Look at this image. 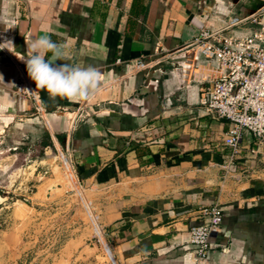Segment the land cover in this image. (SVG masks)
I'll list each match as a JSON object with an SVG mask.
<instances>
[{
	"label": "crops",
	"instance_id": "0c3cea01",
	"mask_svg": "<svg viewBox=\"0 0 264 264\" xmlns=\"http://www.w3.org/2000/svg\"><path fill=\"white\" fill-rule=\"evenodd\" d=\"M263 6L264 0H0V46L12 50L28 77L19 58L27 54L25 36L45 33L69 44L71 60L56 64L93 66L104 77L91 100L53 98L29 77L47 109L39 116L18 93L20 67L0 49V143L21 150L16 143L32 142L29 158L42 163L33 154L41 142H49L41 148L46 154L68 153L73 186L87 195L58 203L67 217L57 233L67 238L53 264H196L189 230L214 204L223 208V222L205 264H264V138L246 133L235 172L222 180L229 126L199 99L223 68L193 44L202 28L221 30ZM253 28L245 25L240 34ZM139 61L152 67L138 68ZM50 186L31 191V209L48 199ZM98 235L104 243L95 251L90 242Z\"/></svg>",
	"mask_w": 264,
	"mask_h": 264
},
{
	"label": "built area",
	"instance_id": "2783aa9c",
	"mask_svg": "<svg viewBox=\"0 0 264 264\" xmlns=\"http://www.w3.org/2000/svg\"><path fill=\"white\" fill-rule=\"evenodd\" d=\"M248 24L255 25V28L249 34L241 35L240 29ZM193 44L200 48L208 61L223 68L221 75L202 89L199 105L229 126L224 145L230 152L221 166L222 180H226L236 170V159L244 135L251 133L264 138V6L257 15L231 18L229 25L221 30L202 28ZM2 50L9 60L20 67L18 93L30 98L34 102L35 112L43 116L47 109L33 81L24 73L15 54L6 48ZM148 66L152 67V64L143 61L137 63L138 68ZM58 152L65 168H68V164L74 176L69 154L62 150ZM223 215V208L219 204L203 207L201 223L190 228L189 243L194 248L196 264L207 262L214 247L211 237L221 230ZM103 243V237L98 235L93 244L100 248Z\"/></svg>",
	"mask_w": 264,
	"mask_h": 264
},
{
	"label": "rangeland",
	"instance_id": "374dc122",
	"mask_svg": "<svg viewBox=\"0 0 264 264\" xmlns=\"http://www.w3.org/2000/svg\"><path fill=\"white\" fill-rule=\"evenodd\" d=\"M16 144L25 148L14 149L16 145L9 147L7 143H0V194L7 196L4 200L0 198V262L3 264H53L57 262L56 253H59L67 238L64 233H57V226L65 224L63 219L67 217L64 211L60 213L57 211L56 208L60 206L58 203L67 198L70 202L71 199L76 198L84 200L87 195L69 183L74 181L73 173L65 168L58 150L46 154L45 150L41 151L39 147L33 151L35 152H32L33 154L40 155V159L44 160L42 163L41 160L35 161L29 158L26 147L32 142ZM15 156L18 158L16 159ZM66 173L69 175V180ZM57 183L62 184L63 188L55 189L48 199L44 196L41 204L36 205L37 211L31 209L35 205L30 198L33 196L30 194L31 191L36 192L38 190L36 186L41 184L44 188L48 184ZM40 194L43 196L42 192ZM54 201L57 204L53 203ZM64 204L67 203L64 202ZM69 212L67 211L68 214ZM24 233L27 237L22 239L21 235ZM95 238L90 244L95 251H99L101 247L96 248L93 244ZM21 246L25 251L19 257Z\"/></svg>",
	"mask_w": 264,
	"mask_h": 264
},
{
	"label": "clouds",
	"instance_id": "9594fccd",
	"mask_svg": "<svg viewBox=\"0 0 264 264\" xmlns=\"http://www.w3.org/2000/svg\"><path fill=\"white\" fill-rule=\"evenodd\" d=\"M25 38L27 54L19 58L26 63L27 73L35 81L37 89L46 90L53 98L71 100L93 98L104 80L99 69L93 66H73L71 63L56 64L57 60H71L67 51L69 44L54 42L47 33L35 38L28 36ZM3 48L6 47L0 46V49Z\"/></svg>",
	"mask_w": 264,
	"mask_h": 264
},
{
	"label": "water",
	"instance_id": "95a60500",
	"mask_svg": "<svg viewBox=\"0 0 264 264\" xmlns=\"http://www.w3.org/2000/svg\"><path fill=\"white\" fill-rule=\"evenodd\" d=\"M63 188V185L62 184H54L52 186H50V188L47 190V197L50 198L51 197V192L55 189H59L61 190Z\"/></svg>",
	"mask_w": 264,
	"mask_h": 264
},
{
	"label": "bare ground",
	"instance_id": "6f19581e",
	"mask_svg": "<svg viewBox=\"0 0 264 264\" xmlns=\"http://www.w3.org/2000/svg\"><path fill=\"white\" fill-rule=\"evenodd\" d=\"M64 161H65V163L67 164L66 160H64ZM67 167H68V168H67L68 171L71 173L72 171H70V169H69V165H68V164H67ZM70 173H69V174H70ZM72 173H73V172H72ZM66 175H67V180H69V175H68L67 173H66ZM69 183L72 184V185L74 184L73 180H72V183H71V181H69Z\"/></svg>",
	"mask_w": 264,
	"mask_h": 264
},
{
	"label": "trees",
	"instance_id": "16d2710c",
	"mask_svg": "<svg viewBox=\"0 0 264 264\" xmlns=\"http://www.w3.org/2000/svg\"><path fill=\"white\" fill-rule=\"evenodd\" d=\"M49 144V142H41L40 143V146H41V148H43V147H45L46 145H48ZM34 156V155H33Z\"/></svg>",
	"mask_w": 264,
	"mask_h": 264
}]
</instances>
